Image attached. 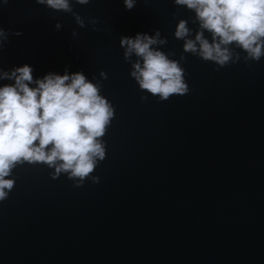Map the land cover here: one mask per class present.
I'll return each instance as SVG.
<instances>
[{
    "label": "water",
    "instance_id": "water-1",
    "mask_svg": "<svg viewBox=\"0 0 264 264\" xmlns=\"http://www.w3.org/2000/svg\"><path fill=\"white\" fill-rule=\"evenodd\" d=\"M73 10L85 27L35 0H0V69L27 64L37 79L82 71L115 109L92 174L99 183L75 187L40 163L13 170L0 202V264H264V57L245 62L234 48L241 59L220 68L184 53L175 27L187 20L194 38L198 22L173 0ZM155 30L168 41L160 50L186 58L189 92L167 101L139 89L119 44Z\"/></svg>",
    "mask_w": 264,
    "mask_h": 264
},
{
    "label": "clouds",
    "instance_id": "clouds-1",
    "mask_svg": "<svg viewBox=\"0 0 264 264\" xmlns=\"http://www.w3.org/2000/svg\"><path fill=\"white\" fill-rule=\"evenodd\" d=\"M35 2L71 13L76 23L85 27L84 19L73 10V3L87 5L90 0ZM136 2L123 0L127 10L134 8ZM173 3L193 11V23L198 22L194 38L187 20L180 19L175 27L174 37L183 41L184 53L214 62L220 68L241 59L234 48L246 53L245 62L264 57V0H173ZM89 23L95 25L97 21L91 18ZM61 27L60 23L55 25L57 30ZM7 39L8 33L0 28V49ZM167 43L159 30L154 35L122 36L119 41L124 60L131 64L130 76L142 92L158 97L159 101L189 92L185 69L180 63L186 58L181 55L179 61L171 59L174 52L166 54L158 47ZM100 77L107 79V74L101 71ZM0 80L13 81L0 86V202L15 187V179L10 178L13 170L25 163L44 164L54 169L50 173L52 179L64 174L75 181V187H81L88 179L99 183V177L92 174L106 158L103 137L115 116L113 105L101 95V85L89 80L82 71L48 73L37 79L27 64L8 71L0 69ZM146 99L147 96L141 97L142 101Z\"/></svg>",
    "mask_w": 264,
    "mask_h": 264
}]
</instances>
